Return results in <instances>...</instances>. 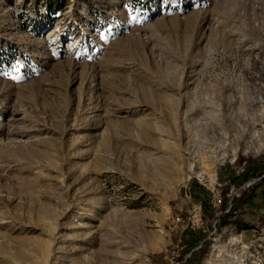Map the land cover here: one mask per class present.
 Instances as JSON below:
<instances>
[{
  "label": "rangeland",
  "instance_id": "1",
  "mask_svg": "<svg viewBox=\"0 0 264 264\" xmlns=\"http://www.w3.org/2000/svg\"><path fill=\"white\" fill-rule=\"evenodd\" d=\"M177 263L264 264V0H0V264Z\"/></svg>",
  "mask_w": 264,
  "mask_h": 264
},
{
  "label": "trees",
  "instance_id": "2",
  "mask_svg": "<svg viewBox=\"0 0 264 264\" xmlns=\"http://www.w3.org/2000/svg\"><path fill=\"white\" fill-rule=\"evenodd\" d=\"M224 220L225 219H230V223H232V224H236V223H238V221H239V217H238V213H237V211L234 209V207H232L231 208V210L229 211V213H227L225 216H224V218H223Z\"/></svg>",
  "mask_w": 264,
  "mask_h": 264
},
{
  "label": "crops",
  "instance_id": "3",
  "mask_svg": "<svg viewBox=\"0 0 264 264\" xmlns=\"http://www.w3.org/2000/svg\"><path fill=\"white\" fill-rule=\"evenodd\" d=\"M195 244H188V248H191ZM193 261V260H192ZM192 263V262H191Z\"/></svg>",
  "mask_w": 264,
  "mask_h": 264
},
{
  "label": "built area",
  "instance_id": "4",
  "mask_svg": "<svg viewBox=\"0 0 264 264\" xmlns=\"http://www.w3.org/2000/svg\"><path fill=\"white\" fill-rule=\"evenodd\" d=\"M178 264V263H177Z\"/></svg>",
  "mask_w": 264,
  "mask_h": 264
}]
</instances>
